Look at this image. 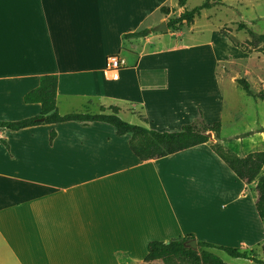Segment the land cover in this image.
<instances>
[{"label":"crops","instance_id":"1","mask_svg":"<svg viewBox=\"0 0 264 264\" xmlns=\"http://www.w3.org/2000/svg\"><path fill=\"white\" fill-rule=\"evenodd\" d=\"M163 6L170 16L185 2L0 0V121L38 116L40 105L23 97L55 75L60 115L115 106L124 121L168 133L219 122L220 143L238 157L264 153V110L247 122L221 92L239 79L222 46L237 47L219 27L203 42L185 38L194 22L157 31ZM109 56L125 62L115 77L104 74ZM129 139L104 122L0 129V264H156L144 263L149 242L189 235L263 259L253 184L207 144L140 161Z\"/></svg>","mask_w":264,"mask_h":264},{"label":"trees","instance_id":"2","mask_svg":"<svg viewBox=\"0 0 264 264\" xmlns=\"http://www.w3.org/2000/svg\"><path fill=\"white\" fill-rule=\"evenodd\" d=\"M184 2L185 0H178L179 6L182 7ZM222 4V0H205L191 10L184 9L180 14L170 16L168 15L171 9L167 6L161 7L159 11L161 14L168 16L166 21L167 29L178 31L184 27H190L202 10ZM245 28L244 24H238V30ZM220 33L228 37L224 31L221 30ZM249 33L251 34L250 30ZM148 34L149 30L144 29L126 34L123 39L141 38ZM254 41L263 44L261 51L264 53V36L256 37ZM57 81L58 79L55 75H44L40 77L38 86L24 95L23 102L25 104L37 103L40 105L38 116L18 121H0V129L5 128L16 131L42 124H56L67 121H75L82 124L104 122L115 129L117 136L126 134L130 136L129 149L140 161L165 158L172 154L207 144L211 151L221 159L239 181L245 185L253 184L254 206L264 225V174H261L264 163L263 152L251 153L243 158L238 157L220 143L221 125L219 122L207 125L199 119L194 123L183 125L178 132L168 133L158 132L148 129L144 125H135L124 121L119 116V108L115 106H100L96 113L85 110L60 115L57 110L56 100ZM235 82L246 96L264 100V89L255 93L244 78L236 79ZM140 118L144 124L147 123L145 118L142 116ZM205 133H210L211 137L206 136ZM54 137L55 133L53 131L50 132L49 143H52ZM2 143L7 149V144L4 141ZM189 240H194V237L189 235L173 239L168 243L160 241L149 242L144 263L160 261L163 264H227L212 253V250H214L223 252L232 259H244L256 264H264V243L261 246L263 259H257L247 252L244 247H223L203 241H196L197 249L193 250L185 246V243Z\"/></svg>","mask_w":264,"mask_h":264},{"label":"rangeland","instance_id":"3","mask_svg":"<svg viewBox=\"0 0 264 264\" xmlns=\"http://www.w3.org/2000/svg\"><path fill=\"white\" fill-rule=\"evenodd\" d=\"M204 1L186 0L184 7L186 10H191ZM222 2V5L202 10L200 16L194 20L193 29L190 31L186 28L183 29L185 38L187 41L194 42L207 41L210 39L211 33L219 27L220 31H224L229 40L238 48L222 46L224 54L235 58L234 68L235 72L239 73L238 78L247 80L253 92H256L262 88L260 85L264 81V53L261 51L263 44L254 41L256 37L264 36V0H222ZM175 3L176 10L177 5L179 6L178 0H175ZM172 15H178V13ZM239 23L244 24L246 28L238 30ZM220 38L222 43H228L222 36ZM244 67L248 70L246 76L240 74ZM221 92L229 105L244 106V111L247 114L245 121L253 122L261 116L256 112L264 110V100L256 102L251 97H247L237 84L228 85L227 81L222 84ZM91 111L95 112V110ZM214 254L227 264H250L244 259H232L220 251H216ZM156 264L162 263L157 262ZM251 264L256 263L251 262Z\"/></svg>","mask_w":264,"mask_h":264},{"label":"built area","instance_id":"4","mask_svg":"<svg viewBox=\"0 0 264 264\" xmlns=\"http://www.w3.org/2000/svg\"><path fill=\"white\" fill-rule=\"evenodd\" d=\"M125 62L120 56H109L105 61L104 74L115 77L116 72L124 66Z\"/></svg>","mask_w":264,"mask_h":264},{"label":"water","instance_id":"5","mask_svg":"<svg viewBox=\"0 0 264 264\" xmlns=\"http://www.w3.org/2000/svg\"><path fill=\"white\" fill-rule=\"evenodd\" d=\"M157 31L165 32L167 30L165 22H161L159 26L156 28ZM206 136L211 137L210 133H205ZM168 243V242H166ZM185 246L189 247L190 249L196 250L197 245L195 240H189L185 243Z\"/></svg>","mask_w":264,"mask_h":264}]
</instances>
